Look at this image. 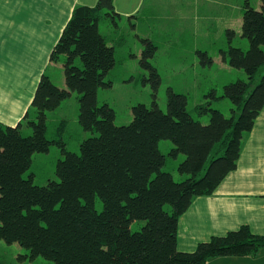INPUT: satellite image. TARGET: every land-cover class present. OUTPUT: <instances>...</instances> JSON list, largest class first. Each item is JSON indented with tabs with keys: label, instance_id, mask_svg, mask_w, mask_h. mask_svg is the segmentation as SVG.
<instances>
[{
	"label": "trees",
	"instance_id": "16d2710c",
	"mask_svg": "<svg viewBox=\"0 0 264 264\" xmlns=\"http://www.w3.org/2000/svg\"><path fill=\"white\" fill-rule=\"evenodd\" d=\"M244 11V51L230 47L231 64L247 74L224 87L231 116L210 112L208 124L188 112V97L170 91L168 112L157 104L133 108L134 121L116 126V112L98 105L100 88H111L105 76L116 65L115 49L101 33L107 16L119 17L114 0L77 6L55 45L50 61L66 57V87L42 74L32 109L17 126L0 122V240L27 247L30 258L54 264H206L225 257H255L264 249V235L242 226L225 236L200 243L195 252L178 249L180 218L199 197L213 196L235 171L246 139L264 109V0ZM260 9V10H258ZM115 20V19H114ZM231 34H235L232 31ZM80 59L81 66L76 65ZM263 70V71H262ZM262 73V75H260ZM157 74V73H156ZM158 76V75H157ZM74 93L79 96L82 126L97 136L84 140L80 154L64 150L57 164L58 181L46 186L26 177L37 153L52 145L65 149L62 121L48 138L49 116ZM26 122L32 134L26 136ZM170 140L182 179L165 171L168 157L160 142ZM103 203L96 210V200ZM145 222L137 232L135 222Z\"/></svg>",
	"mask_w": 264,
	"mask_h": 264
},
{
	"label": "rangeland",
	"instance_id": "374dc122",
	"mask_svg": "<svg viewBox=\"0 0 264 264\" xmlns=\"http://www.w3.org/2000/svg\"><path fill=\"white\" fill-rule=\"evenodd\" d=\"M172 1L174 0H146L135 17L107 16L100 23L101 33L106 37L109 46L115 49L116 65L105 76V82H111L112 87H102L98 91V105L107 104L116 112L115 124L118 127L128 126L134 121L133 108L138 105L152 108L157 104L163 112H168L170 91L187 96L189 114L204 124L209 123L210 112L200 114L196 111L198 106H207L230 117L233 106L228 99L222 98L224 87L237 80L248 79L243 70L231 64L227 55L230 47L244 51L249 49V42L242 34L244 18L243 24L239 25V17L236 18L238 15L234 11L232 19L221 24L215 21L214 27H211L209 20L200 21L197 17L209 4L208 0H188L190 4L187 0H179L178 4L177 0L174 1L175 4ZM212 1L218 2V5L222 2ZM238 1L230 0L231 9L237 5L233 3ZM249 2L252 8L257 9L262 1ZM207 22L210 23L209 26L205 25ZM226 24L235 28V34L228 32ZM76 65L81 66L80 59ZM42 70L44 69L38 68V79L45 72ZM47 73L56 83H61V71L51 68ZM62 121L68 122L64 133L65 149L52 145L49 152L35 154L32 167L26 174V177L32 174L35 176L34 184L37 186L58 181L56 169L58 162L65 158L64 150L80 154L82 142L98 135L86 130L80 123L77 93L65 100L50 117L48 138L55 137L57 127ZM18 124L19 121L14 123L15 126ZM23 130L26 136L32 134L26 122ZM159 147L168 157L165 171H171L176 180L182 179L178 166L184 156L174 159L169 155L174 148L170 140L161 141ZM96 210H103V203L99 198L96 200ZM144 225L145 222H135L131 229L137 232ZM12 252V248L6 252L7 260L11 258L10 255L13 256ZM28 254L24 257L25 253L19 252L18 257L22 260L17 259L14 262L54 264L42 256L32 260L31 252ZM25 259L29 261L25 263Z\"/></svg>",
	"mask_w": 264,
	"mask_h": 264
},
{
	"label": "crops",
	"instance_id": "0c3cea01",
	"mask_svg": "<svg viewBox=\"0 0 264 264\" xmlns=\"http://www.w3.org/2000/svg\"><path fill=\"white\" fill-rule=\"evenodd\" d=\"M98 1L0 0L1 123L15 126L14 123H20L32 109L40 81L38 68L44 69L42 71L46 73L51 68L61 71V83H56L51 78L59 87H66L64 71L67 59L62 57L59 62L53 63L50 61L51 53L74 9L77 6L94 7ZM249 1L239 0L233 3L237 5L231 9L230 0H222L219 2L221 5L208 0L209 4L203 8V13H198V20H209L211 24L207 22L205 25L214 27L215 21L221 24L232 19L235 11L241 25L244 11L251 7ZM145 2L146 0H114V5L121 17H135ZM178 2L179 0L176 4ZM187 2L190 4L188 0ZM260 6L261 3L257 8ZM226 28L228 32H235V28L229 24H226ZM54 114L55 111L48 112V119ZM242 226H249L256 235H264V109L245 141L237 169L227 176L213 196L197 198L180 218L178 249L181 252H195L200 243L208 242L212 237L225 236ZM9 247L13 250V256L10 255L11 258L7 260L6 252L10 250ZM19 252L25 253L24 257L29 255L27 247L17 242L0 240V264H16L14 260L17 259L21 261ZM28 261L25 259V263ZM206 264H264V249L255 257L215 258Z\"/></svg>",
	"mask_w": 264,
	"mask_h": 264
}]
</instances>
